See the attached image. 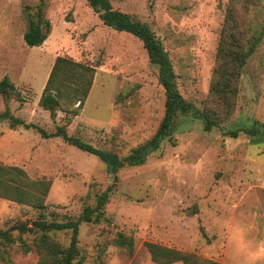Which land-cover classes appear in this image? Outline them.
Wrapping results in <instances>:
<instances>
[{"label":"rangeland","instance_id":"1","mask_svg":"<svg viewBox=\"0 0 264 264\" xmlns=\"http://www.w3.org/2000/svg\"><path fill=\"white\" fill-rule=\"evenodd\" d=\"M41 0H0V80L7 77L19 101L0 95V113L51 131L53 122L38 100L58 56L93 66L92 86L69 125L76 137L119 157L148 140L164 111L156 69L141 42L102 24L81 1L44 0L51 32L28 47L23 34ZM114 9L147 24L161 40L181 95L202 108L228 0H110ZM250 33L264 31V0H250ZM68 19L69 22L64 20ZM63 115V113H59ZM264 122V32L240 76L232 115L210 131L179 115L171 137L136 167L124 166L104 208L105 221L81 224L78 247L84 264H156L145 242L194 253L217 264H247L230 239L240 230L244 245L264 251V143L241 132ZM230 131H239L231 137ZM0 164L22 169L31 180L50 182L42 213L47 220L77 217L112 179L95 156L60 138L42 139L33 129L0 122ZM40 213L0 198V229L33 223ZM117 233L134 250L110 245ZM62 245L70 235L54 234ZM13 264H36L38 256L12 250ZM181 264V263H174ZM253 264H264V255Z\"/></svg>","mask_w":264,"mask_h":264},{"label":"trees","instance_id":"2","mask_svg":"<svg viewBox=\"0 0 264 264\" xmlns=\"http://www.w3.org/2000/svg\"><path fill=\"white\" fill-rule=\"evenodd\" d=\"M84 2L100 19L102 24L118 33H125L138 39L149 60L156 69L157 82L164 93V111L155 133L145 142L119 157L116 153L94 147L69 131V125L78 116L92 86L94 67L75 62L69 57H56L43 91L39 106L49 113L53 122L51 131L25 123L14 117L8 108L0 113V122L8 120L11 127L23 126L33 129L42 139L60 138L65 143L87 154L95 156L105 165L112 179L95 198L93 205H84L77 217L68 215L62 219L47 220L44 216L45 197L50 182L31 180L18 167L0 164V198L17 204L30 206L40 215L33 223L15 222L0 229V264H13L10 252L22 254L34 252L38 256L36 264H84L85 254L78 247V231L81 224H99L106 220L104 208L118 181L117 173L124 166L142 165L148 156L160 150L165 140L173 133L179 115H190L201 121L204 131H210L227 120L235 109L240 76L250 57L262 42L263 32L249 34L248 22L250 0H228L216 48L214 65L208 95L202 108L185 99L178 88L177 76L161 40L150 27L134 19L127 13L112 7L110 0H73ZM64 20L69 22L64 15ZM51 32L50 19L45 12V2L41 0L34 15L28 16V28L23 41L28 47L39 46ZM0 95L5 100L23 102L14 85L7 77L0 80ZM59 113H63L60 115ZM239 131H230L236 137ZM254 144L264 143V122L254 121L241 130ZM56 232L70 235L64 246L56 238ZM110 245L133 253L134 241L122 233H117ZM144 246L152 262L156 264H217L194 253L145 242Z\"/></svg>","mask_w":264,"mask_h":264},{"label":"clouds","instance_id":"3","mask_svg":"<svg viewBox=\"0 0 264 264\" xmlns=\"http://www.w3.org/2000/svg\"><path fill=\"white\" fill-rule=\"evenodd\" d=\"M230 239L233 241L237 254L246 253L247 264H253L257 257L264 255V251L250 250L244 245L238 228H234Z\"/></svg>","mask_w":264,"mask_h":264}]
</instances>
